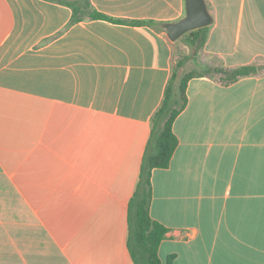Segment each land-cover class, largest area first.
I'll return each mask as SVG.
<instances>
[{"label":"crops","instance_id":"0c3cea01","mask_svg":"<svg viewBox=\"0 0 264 264\" xmlns=\"http://www.w3.org/2000/svg\"><path fill=\"white\" fill-rule=\"evenodd\" d=\"M78 0H0V264H136L130 201L152 119L188 51L163 24L186 0H89L133 25L85 19ZM198 67L264 62V0H206ZM167 30V31H166ZM174 122L179 144L154 169L150 212L169 264H264V69L224 84L195 77Z\"/></svg>","mask_w":264,"mask_h":264},{"label":"trees","instance_id":"16d2710c","mask_svg":"<svg viewBox=\"0 0 264 264\" xmlns=\"http://www.w3.org/2000/svg\"><path fill=\"white\" fill-rule=\"evenodd\" d=\"M73 8L70 25L85 19L86 14L94 19H105L115 23L133 25L155 24L153 21H125L109 17L94 9L89 0L67 2ZM167 23L163 24L167 28ZM209 37V26L186 33L184 42L194 48L192 55H185L177 62L172 76L167 84L163 102L153 116L152 135L144 156L140 182L134 193L128 212L129 238L128 247L136 264H163L159 250L162 241L168 233V227L155 220L150 212L153 201L152 174L154 169L168 168L178 147L179 139L173 126L178 115L188 104L187 88L195 77L219 74L224 84H231L239 79L258 74L264 65L245 64L234 68L206 66L193 69L179 76V69L193 55L203 50ZM176 255H170L168 263L172 264Z\"/></svg>","mask_w":264,"mask_h":264},{"label":"water","instance_id":"95a60500","mask_svg":"<svg viewBox=\"0 0 264 264\" xmlns=\"http://www.w3.org/2000/svg\"><path fill=\"white\" fill-rule=\"evenodd\" d=\"M186 9V15L182 19L167 25L168 35L173 41L213 22L206 0H186Z\"/></svg>","mask_w":264,"mask_h":264},{"label":"rangeland","instance_id":"374dc122","mask_svg":"<svg viewBox=\"0 0 264 264\" xmlns=\"http://www.w3.org/2000/svg\"><path fill=\"white\" fill-rule=\"evenodd\" d=\"M166 31H167V30H166ZM171 41H173V40H171ZM173 42H174L176 45H179V47H182V49H185V51H188L190 55L193 54V52H194V48L188 46V45L184 42L183 38H179V39H177V40H174ZM180 58H181V57H180ZM180 58H178V59H180ZM262 65H264V62H263ZM182 68H183V67H182ZM182 68L179 69V76H182ZM202 68H203V67H198V69H202ZM216 75H219V74H216ZM219 76H220V75H219Z\"/></svg>","mask_w":264,"mask_h":264}]
</instances>
